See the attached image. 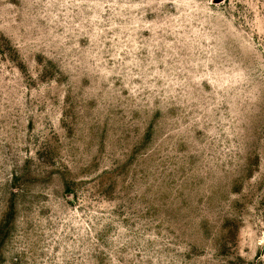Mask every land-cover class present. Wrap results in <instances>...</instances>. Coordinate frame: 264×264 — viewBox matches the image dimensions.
<instances>
[{
    "label": "rangeland",
    "instance_id": "obj_1",
    "mask_svg": "<svg viewBox=\"0 0 264 264\" xmlns=\"http://www.w3.org/2000/svg\"><path fill=\"white\" fill-rule=\"evenodd\" d=\"M0 264H264V0H0Z\"/></svg>",
    "mask_w": 264,
    "mask_h": 264
}]
</instances>
